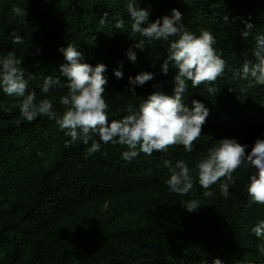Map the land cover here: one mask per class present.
Instances as JSON below:
<instances>
[{
    "label": "trees",
    "instance_id": "1",
    "mask_svg": "<svg viewBox=\"0 0 264 264\" xmlns=\"http://www.w3.org/2000/svg\"><path fill=\"white\" fill-rule=\"evenodd\" d=\"M139 4L149 10L150 21L179 10L182 23L194 35L201 29L212 32L226 61L223 76L215 82V96H209L203 84L195 89L189 85L186 93L189 107L197 99L209 109L194 151L171 146L167 152L141 154L126 162L121 159L126 149L108 144L87 156L84 145L65 146L68 137L53 120L23 121L19 98L0 93V264H211L214 258L223 264H264L257 252L261 241L250 231L264 219V205H247L246 173L234 172L227 200L215 185L214 198L205 200L197 186L200 208L188 213L181 205L190 197L168 191L163 167L165 159H183L192 166L221 138L249 145L246 153L256 139H264V86L242 96L245 82L233 76L252 59L254 36L264 32V0ZM123 8L124 0H0V55L14 53L23 59L21 69L37 77L29 91H35L37 100L51 99L59 114L64 111L59 98L67 90L57 88L45 96L38 85L43 77L59 74L65 61L58 47L75 44L84 62L106 65L108 116L120 119L127 105L139 104L154 84L171 94L175 75L171 68L167 75L160 73L164 42L134 49V63L127 59L126 50L139 37L128 35ZM105 11L110 18H123L126 28L101 25ZM249 17L254 27L245 39L242 21ZM17 34L23 44L13 42ZM114 69L122 70L124 78L116 79ZM140 72H153L155 78L136 88V96L126 94L128 78Z\"/></svg>",
    "mask_w": 264,
    "mask_h": 264
},
{
    "label": "clouds",
    "instance_id": "2",
    "mask_svg": "<svg viewBox=\"0 0 264 264\" xmlns=\"http://www.w3.org/2000/svg\"><path fill=\"white\" fill-rule=\"evenodd\" d=\"M123 10L127 14L128 35L139 37L126 50L127 59L134 63L137 59L134 49L143 50L148 43L164 42L166 55L159 64V70L162 75H167L170 68L175 71L171 94L165 93L161 85L154 84L153 91L139 104L127 105L126 115L110 120L109 104L104 95L108 82L104 75L106 65L97 63L93 66L84 62L83 53L75 44L58 47L57 51L65 61L59 65V74L43 77L38 85L45 96L57 88L67 90L59 98V104L64 108L62 113L58 114L51 99L37 100L35 91H29V83L37 77L21 69L23 59L14 53L0 55V93L19 98V114L23 121L32 122L42 117L53 120L68 137L65 146L84 145L87 156L108 144L123 146L126 150L121 153V159L126 162L141 154L152 156L154 152H167L171 146H182L184 152L191 153L194 142L201 137L209 109L197 99H192L189 107L186 93L189 85L195 89L201 84L209 96L219 92L215 82L223 76L226 61L215 47L216 37L206 29L194 35L182 23V13L175 8L169 15L154 21L149 20V10L141 8L139 0H124ZM15 11L21 14L20 8ZM250 20L249 17L242 21L244 29L241 36L245 39L253 32L254 25ZM99 23H112L118 30L126 28L123 18H110L107 11L103 12ZM13 42L23 44L25 41L17 34ZM39 51L37 48L36 53ZM251 56L252 59L245 60L238 70L233 71L235 78L245 82L240 89L242 96H247L248 89L264 86V32L254 36ZM113 75L116 79L124 78L120 69H114ZM154 78L153 72L130 76L124 92L136 96V88L143 87ZM248 148L249 145L240 144L235 138H221L192 166L183 159H165L163 167L167 169V179L164 183L170 193L190 197L181 206L188 213H194L201 204V196L194 191L197 186L205 200L214 198V185L218 187L220 196L227 200L232 195L230 187L235 184L233 174L241 169L247 174V205H264V139H256L246 153ZM250 231L261 241L257 252L264 256V219L258 220ZM211 264L223 262L214 258Z\"/></svg>",
    "mask_w": 264,
    "mask_h": 264
}]
</instances>
